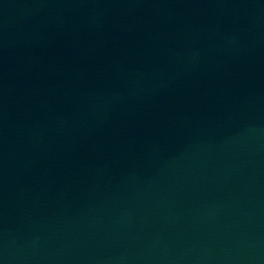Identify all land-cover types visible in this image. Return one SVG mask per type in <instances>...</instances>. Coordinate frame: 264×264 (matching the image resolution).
<instances>
[{"label": "water", "instance_id": "water-1", "mask_svg": "<svg viewBox=\"0 0 264 264\" xmlns=\"http://www.w3.org/2000/svg\"><path fill=\"white\" fill-rule=\"evenodd\" d=\"M0 264H264V0H0Z\"/></svg>", "mask_w": 264, "mask_h": 264}]
</instances>
